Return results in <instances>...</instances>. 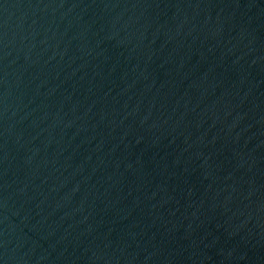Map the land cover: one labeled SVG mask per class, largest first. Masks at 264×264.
I'll list each match as a JSON object with an SVG mask.
<instances>
[{
  "label": "water",
  "instance_id": "1",
  "mask_svg": "<svg viewBox=\"0 0 264 264\" xmlns=\"http://www.w3.org/2000/svg\"><path fill=\"white\" fill-rule=\"evenodd\" d=\"M0 264H264V0H0Z\"/></svg>",
  "mask_w": 264,
  "mask_h": 264
}]
</instances>
